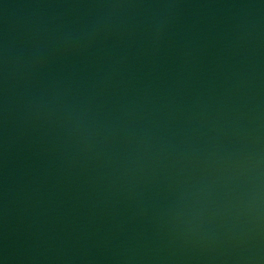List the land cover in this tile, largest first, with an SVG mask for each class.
Listing matches in <instances>:
<instances>
[{"label": "water", "instance_id": "water-1", "mask_svg": "<svg viewBox=\"0 0 264 264\" xmlns=\"http://www.w3.org/2000/svg\"><path fill=\"white\" fill-rule=\"evenodd\" d=\"M0 264H264V0H0Z\"/></svg>", "mask_w": 264, "mask_h": 264}]
</instances>
